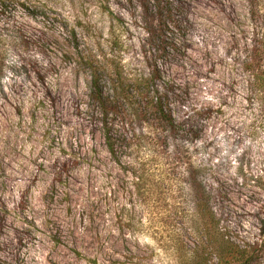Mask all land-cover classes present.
<instances>
[{"label":"rangeland","instance_id":"obj_1","mask_svg":"<svg viewBox=\"0 0 264 264\" xmlns=\"http://www.w3.org/2000/svg\"><path fill=\"white\" fill-rule=\"evenodd\" d=\"M4 1L0 264H176L200 192L235 242H260L264 109L247 68L264 0ZM96 62L170 98L180 131L169 132L176 162L166 169L183 182L153 209L104 146L90 98Z\"/></svg>","mask_w":264,"mask_h":264},{"label":"trees","instance_id":"obj_2","mask_svg":"<svg viewBox=\"0 0 264 264\" xmlns=\"http://www.w3.org/2000/svg\"><path fill=\"white\" fill-rule=\"evenodd\" d=\"M6 9L5 1L0 0V10ZM89 70L90 98L97 108L104 146L119 169L132 175L139 201L151 203L153 209L158 201L167 199L172 187L183 182V178L166 169V163L173 165L176 162V158L165 149L169 145V137L174 138L169 132L177 135L180 131L169 106L170 98L149 79L132 80L122 71L97 62L91 63ZM247 72L252 80L251 92L256 93L258 103L264 109V33L260 35ZM140 126L147 130L146 136L128 135L127 130L133 132ZM187 133L189 130H184V134ZM127 149L136 151L134 160H126ZM200 175H192V183L201 189ZM196 199L194 217L189 220L192 235L191 238L184 236L191 244L186 240L180 241L182 246L177 248L176 264H263L264 233L260 242H235L219 225L202 192ZM5 213L6 210H0V228L5 223Z\"/></svg>","mask_w":264,"mask_h":264}]
</instances>
